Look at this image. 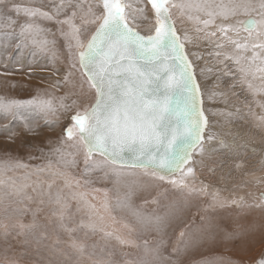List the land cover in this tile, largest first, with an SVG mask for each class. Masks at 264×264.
<instances>
[{"label": "rangeland", "instance_id": "374dc122", "mask_svg": "<svg viewBox=\"0 0 264 264\" xmlns=\"http://www.w3.org/2000/svg\"><path fill=\"white\" fill-rule=\"evenodd\" d=\"M12 2L21 0H8V7H0V12L13 16L17 22L15 32L19 33V25L25 23L26 17L23 14L16 15L11 9ZM25 2L34 6L43 4L46 6L44 10H49L50 6V0ZM101 10L96 9L97 12ZM173 13L179 19L175 26L181 38L185 33L190 38V42L184 43L196 65L205 93L204 99H208L204 101V110L209 120L207 132L209 134L211 131L215 137L211 141L217 142L213 145L215 152H222L219 146L221 141L242 147L246 145L251 150L264 148V124L259 119L264 116V92L250 90L237 65L216 55L217 52L236 55V50L220 33L205 37V32L215 30L214 25L198 32L194 21H189L186 15L181 16L175 10ZM252 15L255 17V13ZM247 18L241 15L236 19L243 21ZM185 22L187 25H184ZM38 23L44 29L38 39L48 41L44 51L31 44L17 49L15 43L18 39L5 38L0 33V98L29 100L38 92L55 97L67 94L66 103L76 100L77 104L72 110H60L48 116L38 111L21 110L22 115L14 119L10 114L0 112V160L11 156L13 161L19 160L26 165L13 166L0 175L3 181L0 183V264H9L10 261L15 264H138L145 254V241L149 246H155L160 234L151 228L143 230V226L137 224L126 209H117L112 213L117 222L108 220L104 223L105 230L114 233L112 237H106L100 231L92 232L79 227L82 221L84 224L89 222V209L85 200L99 207L105 202L107 193L108 202L115 205L117 196L123 198L125 185L133 182L139 186L132 197L135 207L149 214L165 211L171 213L163 233L165 255L175 256L173 249L178 248L184 254L182 258H185V253L190 256L185 259L180 257L177 264H252L264 248V202L258 200L255 194L264 189V157L260 152L257 161L246 159V154L242 153L239 156L241 161L231 159L234 163L232 165L228 163V158L233 155L227 158L224 154L213 156L205 151L200 155V161L193 166L195 175L189 178L188 183L196 189L207 186L211 193H215L213 189L218 187L219 192L215 194L219 203L215 207H209V196L189 195L186 189L182 190L170 183L172 177L161 181L150 174L146 175L145 169H124L119 182L112 177L111 167L86 172L82 145L68 141L63 133L65 127L70 126V116L75 109L82 102L94 98V90H89L86 78L82 76L76 60V49H70L65 39L63 33L68 31L67 26L55 20H38ZM219 23L217 20L216 24ZM153 26V14L149 13V19L140 22L139 30L146 34ZM199 27L203 28V25ZM94 28L95 25L89 26V31L81 39L85 41ZM229 35L237 38L233 33ZM245 37L247 33L241 28L239 39ZM220 44L224 47H218ZM244 55L250 57L251 52ZM73 63L76 64L75 69L72 68ZM260 63V60L256 61V64ZM242 64L247 66V61L242 60ZM69 72L72 73L69 77L71 83H65L64 77ZM261 76L264 73H257L256 79L249 77L254 89L264 88ZM82 80L85 81L83 88L80 87ZM25 125L34 131H27ZM62 138L66 141L63 145L59 143ZM57 147H61L66 154L72 153L66 159H75V165L58 162L59 157L53 152ZM255 149L254 152L257 151ZM213 166L221 168L214 170L211 177L208 172ZM230 166L234 169L233 174L240 169L241 178H233ZM244 166L250 168L243 171L241 169ZM234 181L243 186L240 191L237 188H234L235 191L226 188ZM246 182L251 183L245 185ZM242 190L245 200L239 196ZM80 193H85L83 200L80 199ZM57 197L66 205L62 221L58 215H54L60 208L55 203ZM34 219L37 227L32 232L25 231L17 235L19 229L12 227L20 222L32 223ZM125 223L128 228L123 227ZM3 224L9 225L10 234L7 237L4 236ZM66 228L75 231L69 232ZM197 228H200V235L207 234V239H194L197 237ZM181 230L188 231L193 237L186 248L179 235ZM245 230H248L247 236L244 235ZM115 235L132 241V246L121 244ZM73 240L84 246L83 252L70 246ZM224 249H228L225 256H218L217 251L221 253Z\"/></svg>", "mask_w": 264, "mask_h": 264}, {"label": "snow or ice", "instance_id": "6c2138e0", "mask_svg": "<svg viewBox=\"0 0 264 264\" xmlns=\"http://www.w3.org/2000/svg\"><path fill=\"white\" fill-rule=\"evenodd\" d=\"M0 7L7 8L8 0H0ZM45 7L43 4L34 6L25 0L12 2L11 9L17 16L23 14L26 21L19 25V33H16L17 22L13 16L0 12V33L5 38L18 39L15 43L17 49L31 44L44 51L48 41L38 39L44 32L38 20H55L67 26L68 31L63 33L65 39L70 49H76L82 76L86 78L89 90H94V98L82 102L75 109L70 116L71 124L65 127L63 133L68 141L82 145L85 171L111 167L112 177L117 182L124 169H145L146 175L161 181L165 180V174L176 176L179 173L178 180H170L173 186L186 189L189 195H207L211 200L209 207H215L219 203L217 194L209 192L207 186L196 189L188 183L189 178L195 175L192 166L195 163L194 153L199 150L202 156L205 151L203 142L215 137L211 133L205 136L209 121L203 108V94L193 65L185 53L184 41L190 42V38L187 33L183 39L178 34L173 10L194 21L198 32L214 25L215 30L205 32V37L220 33L237 52L236 55L217 52V57L223 56V60L235 63L250 90L264 92V88L254 89L249 80V77L256 79L257 73H264V0H98L96 3L92 0H50L49 10H44ZM97 8L102 10L97 12ZM149 13L153 14L154 26L145 34L139 26L141 21L149 19ZM241 15L248 18L237 20ZM217 20L219 24H216ZM91 25H95V30L85 42L81 37ZM241 28L247 33L243 40L239 39ZM218 47L223 48L224 45ZM247 52H251L250 57L244 55ZM242 60L247 61V66L242 64ZM257 60L261 63L256 64ZM72 68H76L75 63ZM71 75L69 72L64 77L65 83H71ZM260 78L264 80V76ZM84 82L82 80L81 88ZM67 100V94L55 97L39 92L29 100L0 98V112L10 114L14 119L22 115L21 110L55 115L60 110H72L77 104L76 100L70 104L66 103ZM259 119L264 124V116ZM25 128L34 131L27 125ZM59 143L63 145L66 141L62 138ZM53 152L59 157L58 162L75 165V159H66L72 153L66 154L61 147L54 148ZM13 166L26 167L8 156L0 160V175ZM0 183L3 181L0 180ZM138 187L134 182L126 184L123 198L117 196L115 205L108 202L107 193L105 202L99 207L85 200L89 222L84 224L82 221L79 227L112 237L114 233L106 231L103 225L108 220L117 222L112 213L117 209H126L137 224L160 234L155 246H149L145 241V258L138 264H177L172 254L165 255L164 247L163 233L171 213L149 214L135 207L132 197ZM84 197L85 193H80V199ZM261 201L264 202V193L261 194ZM55 203L60 208L54 215L62 221L66 205L59 197ZM2 227L7 237L10 234L9 225L3 224ZM12 227L18 228L17 235H20L25 231L32 232L37 225L34 219L32 223L20 222ZM123 227L129 226L125 223ZM179 235L186 248L193 237L185 230H181ZM115 239L129 246L133 243L120 235H115ZM194 239H207V234L202 233ZM70 246L79 252L84 251V246L75 240ZM179 252L180 249H173L176 256ZM9 264L15 262L10 261ZM257 264H264V256Z\"/></svg>", "mask_w": 264, "mask_h": 264}, {"label": "bare ground", "instance_id": "6f19581e", "mask_svg": "<svg viewBox=\"0 0 264 264\" xmlns=\"http://www.w3.org/2000/svg\"><path fill=\"white\" fill-rule=\"evenodd\" d=\"M175 13H173V18H174V20L175 21H177V20H179V19H177V18H175V15H174ZM244 20H246V19H244ZM183 21V20H182ZM178 23H179V21H178ZM184 25H187V23L185 22V24ZM182 26V25H181ZM205 94V93H204ZM206 99V98H205ZM206 100H208V99H206ZM205 101V100H204ZM209 106V105H208ZM206 109V108H205ZM208 109V108H207ZM208 112V111H207ZM209 128V127H208ZM210 133H211V131H209ZM208 135V132L206 131V134H205V136H207ZM222 139V138H221ZM220 139V140H221ZM231 139V138H230ZM237 140V139H236ZM236 140H235V142H236ZM217 142H212V141H207V140H205L204 141V143H203V147H204V150H205V152H207L209 155H213V156H215V155H221V154H224L225 155V157H231L232 155V157L231 158H228V163L229 164H234L232 161H231V159H235V160H240V158H239V156L242 154V153H245L246 154V159L247 158H251V159H253L254 161H257V159H258V153L260 152V154H261V156L262 157H264V148H257V149H255V148H253L252 150L251 149H249L248 148V146H247V148L245 147L246 145H244V147H242V146H239V145H237V144H234V143H228V141L227 142H223V141H221V144L219 145L220 146V151H222L221 153L219 152V153H216L215 152V150L216 149H213V145L214 144H216ZM239 143H241V142H239ZM243 144V143H242ZM241 145V144H240ZM219 146H217L216 148H218ZM250 147V146H249ZM251 148V147H250ZM254 149H255V151L256 152H254ZM261 149V150H260ZM226 150V151H225ZM259 150V151H258ZM224 152V153H223ZM224 155H222V156H224ZM257 157V158H256ZM255 158H256V160H255ZM200 159H201V156H200V154H199V150H197V152L196 153H194V155H193V160L195 161V163H193L192 164V166H194L197 162H199L200 161ZM264 159V158H263ZM241 161V160H240ZM255 166H258V165H256L255 164ZM231 167L232 166H230V170L229 171H231L230 173L233 175V178L235 177H237V176H240L239 178H241V176L242 175H240V169L238 168L237 169V172L235 173V174H233L234 173V169L232 170L231 169ZM249 166H244L241 170H245L246 171V168H248ZM252 167V166H251ZM261 167V166H260ZM221 168L220 166H215V168H214V166H213V168H211V170L208 172L209 174H210V176H211V174L213 175V172H214V170H219V169ZM234 168V167H233ZM250 168V167H249ZM257 168V167H256ZM227 170V169H226ZM248 171H249V169H247ZM260 170V169H259ZM229 173V175H231ZM215 174H217V173H215ZM196 175H199L198 173H196ZM208 175V174H207ZM228 175V176H229ZM245 175V174H244ZM246 176V175H245ZM248 176V175H247ZM261 176V175H260ZM264 176V175H263ZM205 177H207V176H205ZM212 177V176H211ZM230 177H232V176H230ZM234 178V179H235ZM238 178V179H239ZM208 181V180H207ZM251 182H246V184L245 185H249ZM229 185V187H226V188H228V189H230V190H233V191H235V189L234 188H237V189H239V191H240V187H243V186H241V184H240V182H237V181H234L233 183H231V184H228ZM249 188H250V186H249ZM248 188V189H249ZM219 190V188L217 187V188H215V189H213V192H215V193H217V192H219L218 191ZM237 191V190H236ZM243 190L240 192V194H239V196L241 197V198H243L244 200H245V196H243ZM262 193H264V189H262V190H259L258 192H256L255 194H256V198H258V200H260L261 201V194ZM245 195V194H244ZM248 199V198H247ZM167 226V225H166ZM142 227V226H141ZM142 229L143 230H146L147 228L146 227H142ZM165 229H166V227H165ZM164 229V230H165ZM167 229H169V228H167ZM171 230V229H170ZM207 231H209V230H207ZM196 233H197V236H200V228H197L196 229ZM212 235H213V233H212ZM244 235L245 236H247L248 235V230H245L244 231ZM211 237V236H210ZM230 237H232L231 235H230ZM238 246L239 247H241V243H239L238 244ZM217 249H219V248H217ZM216 249V250H217ZM227 250L228 249H224V250H222V252L220 253V250H218L217 252V254H218V256H225V253L227 252ZM246 250H248V249H246ZM192 253V252H191ZM196 254V253H195ZM215 254V253H214ZM191 256H193L194 254H190ZM212 255V254H211ZM182 256H184V254H181V251H180V253H179V255H178V257L176 256V254H175V258H176V261H177V263H179L180 262V257L182 258ZM196 256V255H195ZM186 257H190L188 254H186L185 253V258ZM145 258V254H144V257L143 256H141V259L140 260H142V259H144ZM185 258H182V259H185ZM202 262V261H201ZM253 264V263H252Z\"/></svg>", "mask_w": 264, "mask_h": 264}, {"label": "water", "instance_id": "95a60500", "mask_svg": "<svg viewBox=\"0 0 264 264\" xmlns=\"http://www.w3.org/2000/svg\"><path fill=\"white\" fill-rule=\"evenodd\" d=\"M175 27H176V26H175ZM176 28H177V27H176ZM94 30H95V28H94ZM94 30H93V31H94ZM93 31H92V32H93ZM177 31H178V30H177ZM92 32H91V33H92ZM91 33H90V35H91ZM142 33H143V32H142ZM178 34L180 35L179 32H178ZM90 35L88 36V38L90 37ZM180 36H181V35H180ZM88 38H87V39H88ZM87 39L85 40V42L87 41ZM185 53L187 54L189 61H191L192 65H193V70H194L195 75H196L197 83L200 85L201 93L203 94V100H205V99H204V93H203V87H202V84H201V82H200V80H199V77H198V75H197V72H196V65H195V63L191 60L186 45H185ZM76 60H77V63H78V57H77V55H76ZM78 66H79V64H78ZM79 68H80V67H79ZM80 70H81V72H83L82 69H80ZM203 108H204V103H203ZM205 114H206V112H205ZM206 116L208 117L207 114H206ZM208 121H209V120H208ZM206 131H207V130H206ZM205 134H206V132H205ZM203 143H204V142H203ZM190 163H191V162H190ZM186 167H187V165L185 166V168H186ZM138 169H141V168H138ZM171 177H172V179H179V178H180V174L177 173L176 176H170V175L165 174V178H171ZM262 256H264V248H263V249L259 252V254L256 256V258H255L254 261H253V264H257V261H258Z\"/></svg>", "mask_w": 264, "mask_h": 264}]
</instances>
